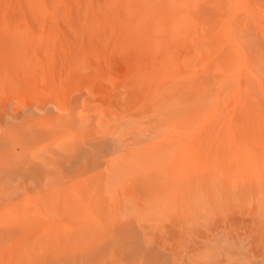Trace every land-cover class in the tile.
<instances>
[{
  "label": "rangeland",
  "instance_id": "obj_1",
  "mask_svg": "<svg viewBox=\"0 0 264 264\" xmlns=\"http://www.w3.org/2000/svg\"><path fill=\"white\" fill-rule=\"evenodd\" d=\"M52 1L0 16V264H264L257 1L201 39L167 0V48L145 16Z\"/></svg>",
  "mask_w": 264,
  "mask_h": 264
},
{
  "label": "bare ground",
  "instance_id": "obj_2",
  "mask_svg": "<svg viewBox=\"0 0 264 264\" xmlns=\"http://www.w3.org/2000/svg\"><path fill=\"white\" fill-rule=\"evenodd\" d=\"M25 1L33 5H36V3L40 2L39 5H36L37 6L36 8H39L43 11L50 10L49 3L51 2L53 3L52 0H0V16L7 15L8 13L6 11L10 7L15 8L16 6H18L20 8ZM79 1L82 2L81 0ZM222 1L223 0H202V1L200 0L195 2V0L194 1L188 0L183 3H181L180 1L181 4H178L179 9L175 14L172 15V19L175 21L174 25L176 27L175 30L177 31V36L178 35L182 36L179 33L186 35L190 33H194L196 35L197 33L198 35L196 36L197 38V37H201L203 33L206 34L210 32L211 29H213L210 25L212 21L215 20L214 17L212 20H210L211 19L210 14L217 9V6L221 4ZM256 1L260 7L261 12L264 15V0H256ZM87 5H88L87 7L88 13L89 11H91L92 13V14L90 13L91 15H94L97 18L104 17V19L106 20L112 19L114 17L120 18L127 15L133 16L134 14H136L137 17L145 16L149 18V21H151V24L153 25L152 27L153 35L163 36L162 44H164L163 47L167 48V0H87ZM82 9H83V4L80 6V11ZM200 30L203 33H200ZM192 35H188V36H192ZM196 38H194L195 43H197V40L199 39L198 38L196 40ZM186 40L187 39L185 38V41ZM192 42H193L192 40H189V43H187V41L185 43H187L188 46V44L191 45ZM260 44L264 45V31L263 32L261 31L259 36H257V39L251 41V46L253 49L259 48Z\"/></svg>",
  "mask_w": 264,
  "mask_h": 264
}]
</instances>
